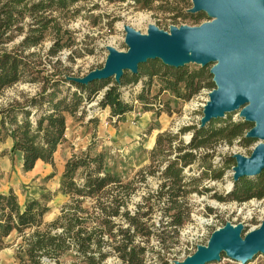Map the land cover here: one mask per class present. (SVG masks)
<instances>
[{
	"label": "trees",
	"instance_id": "16d2710c",
	"mask_svg": "<svg viewBox=\"0 0 264 264\" xmlns=\"http://www.w3.org/2000/svg\"><path fill=\"white\" fill-rule=\"evenodd\" d=\"M81 1L84 0H0V94L18 83H28L36 89L35 94L25 101L12 100L0 108V135L12 139V154L22 153L24 171L33 170L38 161L52 164L54 153L64 140L66 122L63 113L75 117L83 98L90 101L109 84L107 80H95L84 85L72 79H54L63 75L53 69L59 62L58 53L64 49L71 50L74 44L71 37H67L65 21L59 15ZM47 38L51 44L43 59L38 51ZM52 61L55 62L51 66ZM148 62L150 67L143 75L150 80L159 78L164 82V88L177 98L188 99L202 88H215L206 67H171L158 59ZM141 65L137 73H131L134 75L131 80L122 82V74L119 84L109 86L101 93L97 105L108 107L112 117L121 118L133 109L131 103L120 99L118 86L135 84L141 77L138 75ZM66 74L74 77L70 70ZM61 81L74 87L75 91L60 97L58 88ZM142 94L137 96L141 101ZM45 104L47 107L43 109ZM145 105L156 111L162 108L160 102ZM80 113L79 119L84 115L83 111ZM93 121L95 119H90ZM210 122L204 127L181 128L175 135H158L151 157L152 161L158 162L157 166L164 164L160 183L155 191L148 190L141 195L140 200L133 203V210L128 206L132 202L133 181L123 182L118 176L104 171V155L92 156L89 149L73 155L65 163L61 189L70 194L72 200L61 208L52 222L42 223L47 208L41 207L37 201L28 203L21 210L12 191L0 194V251L5 247L3 240L15 232L19 238L16 244L18 264H47L46 259L60 264V258L69 251H74L75 258L82 264H105L109 258L116 261L114 264H146L145 243L152 231L144 221L151 218L155 206L162 203L163 218L169 220L156 235L166 250L168 242L189 220L191 206L188 196L208 191L197 188L204 173L197 177L185 176V169L200 159L196 151L219 140L227 143L237 138L243 143L255 141L245 137L246 123L215 127ZM185 132H191L188 144L179 138ZM174 140L178 141L176 146ZM172 150L175 153L171 158ZM206 166L207 169L211 167L207 163ZM79 170L81 178L76 182ZM222 174L220 172L214 177L221 179ZM141 180L145 183L144 176ZM263 197L264 170L255 180L247 177L238 179L229 194V198L237 201ZM86 199L91 201L88 207L82 204ZM156 259L161 260L160 255Z\"/></svg>",
	"mask_w": 264,
	"mask_h": 264
},
{
	"label": "rangeland",
	"instance_id": "374dc122",
	"mask_svg": "<svg viewBox=\"0 0 264 264\" xmlns=\"http://www.w3.org/2000/svg\"><path fill=\"white\" fill-rule=\"evenodd\" d=\"M192 0H84L63 12L60 16L65 21L67 37H71L74 44L71 50L64 49L58 53L59 62L53 66L63 75L54 77L83 78L89 72L104 66L110 48L118 52H126L125 39L127 29L140 34H147L149 25L155 26L159 31L170 34L172 28H193L212 20L205 12L191 13ZM203 14V15H200ZM197 15L200 19L196 21ZM51 40L47 38L39 47L40 57H46V50ZM150 61V60H148ZM144 62L138 70V81L118 86L120 99L131 103L133 109L121 118L112 117L108 107L97 105L101 93L120 80L108 79L109 84L90 101L82 99V103L75 117L67 113L65 116L66 130L64 140L58 145L52 164L38 161L30 172L17 168L19 160L13 155L8 182L20 180L16 185L14 195L21 210L32 202L37 201L40 206L47 208L42 216V223L52 222L61 211V208L72 200L70 194L61 189L62 175L67 160L73 155H80L89 149L90 154L104 155V171L121 178L123 182L133 181L132 202L128 204L133 210V203L140 200V196L148 190L155 191L160 183V171L164 164L157 166L152 161L151 152L156 138L162 133L178 134L184 127L199 126L203 116V109L209 100V93L216 88H202L198 93L188 99L177 98L165 89V84L159 78L152 80L143 75L150 67V62ZM55 61H52V64ZM214 63L206 65L209 71ZM190 69L201 67L199 63L185 64ZM72 71L68 76L66 71ZM122 82L132 79L129 71H124ZM213 81V77L211 79ZM214 83V82H213ZM60 97L68 92L75 91L74 87L63 81L59 82ZM36 92L35 86L28 83H18L4 89L0 94V108L6 107L12 100L25 101ZM143 92V101L137 98ZM183 93V92H182ZM24 96V97H23ZM160 102L161 110L156 111L145 104ZM47 104L43 106L46 109ZM80 111L84 112L81 119ZM241 109L225 113L221 118L213 119L212 126L219 127L227 123H246L248 131L253 123L244 121L240 116ZM90 119L95 121L90 122ZM210 122V123H211ZM134 123V124H133ZM247 133V132H246ZM246 135V134H245ZM184 144L191 139V132L179 135ZM243 143L234 139L231 143L219 140L210 146L196 151L200 159L185 169V176L197 177L204 173L197 185L198 189H208L202 194L192 193L188 196L190 203L189 220L178 229L174 239L168 242L167 249L156 235L160 229L165 228L166 220L163 218L162 203L155 206L151 218L144 221L150 227L152 234L146 244V264H182L192 256L199 247L206 246L214 232L225 227H240L239 236L243 239L251 230L257 229L264 221V197L251 198L247 201H237L229 198L233 190V168L236 166L234 157L241 155L249 157L259 140ZM177 140L173 144L176 146ZM174 148V147H172ZM171 158L175 151L172 150ZM170 158V159H171ZM233 160V161H232ZM206 163L211 165L207 169ZM151 166V167H150ZM150 167L149 169H147ZM149 172H153L149 174ZM222 172L221 179L214 176ZM143 174V175H140ZM145 177V183L142 182ZM259 176V175H258ZM258 176L247 177L255 180ZM21 177H24L22 179ZM81 178V171L76 173L75 181ZM91 201L86 199L83 206L88 207ZM170 231V228H168ZM59 231V230H58ZM19 241L17 234H12L3 240L5 247L0 251V264H18L16 259V244ZM137 241H141L137 238ZM166 251V252H165ZM160 255L161 260L156 259ZM154 257V260L152 259ZM113 258L107 259L105 264H114ZM47 264H56L53 259H46ZM60 264H82L75 258L74 251L65 253L60 258ZM206 264H264V254L257 253L246 263L232 260L224 253L219 260Z\"/></svg>",
	"mask_w": 264,
	"mask_h": 264
},
{
	"label": "water",
	"instance_id": "95a60500",
	"mask_svg": "<svg viewBox=\"0 0 264 264\" xmlns=\"http://www.w3.org/2000/svg\"><path fill=\"white\" fill-rule=\"evenodd\" d=\"M192 4L191 13L202 11L212 20L198 27L172 28L170 34L153 25L145 35L127 29L126 52L110 48L102 68L69 79L84 85L118 81L124 71L137 73L140 64L154 59L171 67L214 63L209 72L216 88L209 93L198 127L241 109L244 121L253 123L245 137L259 140L249 157H234L233 187L241 177L258 176L264 170V0H192ZM240 230L213 233L207 245L182 264H206L219 260L222 253L246 263L255 254H264V221L243 239Z\"/></svg>",
	"mask_w": 264,
	"mask_h": 264
},
{
	"label": "crops",
	"instance_id": "0c3cea01",
	"mask_svg": "<svg viewBox=\"0 0 264 264\" xmlns=\"http://www.w3.org/2000/svg\"><path fill=\"white\" fill-rule=\"evenodd\" d=\"M12 144L13 141L10 137L5 136L3 134L0 135V194H8L10 191L13 192L14 190H16L15 186L18 185L19 182H21L20 180L13 181L12 183L7 181L8 177L10 176L8 174V171L11 168V163H12L11 158L13 155L17 156V158L19 159L17 160L18 161L17 168L22 169V153L15 152L12 154L10 152ZM21 178L24 179V177Z\"/></svg>",
	"mask_w": 264,
	"mask_h": 264
},
{
	"label": "bare ground",
	"instance_id": "6f19581e",
	"mask_svg": "<svg viewBox=\"0 0 264 264\" xmlns=\"http://www.w3.org/2000/svg\"><path fill=\"white\" fill-rule=\"evenodd\" d=\"M238 228L239 227H225V228H223V229H219V230H217L216 232H214V234H217V233H220V232H227V233H233V232H236L237 230H238ZM203 247V246H202ZM191 259V257L190 258H188L187 260H186V262L187 261H189Z\"/></svg>",
	"mask_w": 264,
	"mask_h": 264
},
{
	"label": "built area",
	"instance_id": "2783aa9c",
	"mask_svg": "<svg viewBox=\"0 0 264 264\" xmlns=\"http://www.w3.org/2000/svg\"><path fill=\"white\" fill-rule=\"evenodd\" d=\"M102 95V94H101ZM101 95L99 96V98H101ZM134 124V123H133Z\"/></svg>",
	"mask_w": 264,
	"mask_h": 264
}]
</instances>
